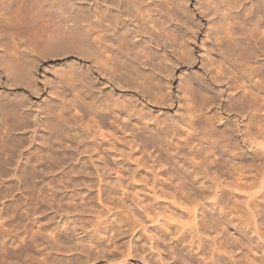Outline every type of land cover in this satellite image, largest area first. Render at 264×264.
<instances>
[{
    "label": "bare ground",
    "instance_id": "1",
    "mask_svg": "<svg viewBox=\"0 0 264 264\" xmlns=\"http://www.w3.org/2000/svg\"><path fill=\"white\" fill-rule=\"evenodd\" d=\"M23 1L27 2V0ZM63 1L65 0H38L43 8L56 10L52 13L47 10V12L41 13L42 15L40 12L35 14L36 18L42 16L52 23L53 30L51 31L56 33V37L45 39L40 44L30 43V45L22 39L19 43L21 50L19 56L22 60L18 68L9 62L11 59L9 55L14 53L11 51L12 48L7 50V53L10 52L9 54L3 55L5 46L0 44L4 46L1 50L2 54H0V61H2L0 65L5 67L6 73L12 79L18 77L19 81L22 80L26 83L29 78V82H31L32 71L28 65V61L33 60L31 51L50 53L52 49L66 45L68 41L69 44L73 41L71 43H74L76 49L80 51L78 54L94 64L90 69H93L91 74L99 73L103 82L100 83L95 77H92L89 70L85 76L81 66H78L77 69L74 68L75 76L72 78L74 89L77 92L74 95L75 100H73L74 112L70 117L67 118L65 113L73 104L71 106L65 100L64 104L54 103L45 109L44 117L41 118L44 131L41 135L39 133L36 136L39 138L36 140L37 144L34 145L36 147H33L34 150L32 148L33 151L25 152L26 154L23 152L21 162L17 160L18 158L15 159V150L7 158L4 156L5 153L2 154L6 149L0 150V154L5 158L4 161L2 159V163L0 162L1 186L6 181H11L9 185L5 186L4 184L5 187H8H4L6 190L10 188V194L4 191L7 195L5 194L6 196L3 197L7 201L3 202V207L0 208V264L16 263L14 259L13 262H10L5 257V253L7 257H15L14 254L17 252L6 247L9 243L11 247L16 244L18 248L19 246L21 248L23 245L26 250L34 251V254L25 252L27 253L26 256H23L25 264H45L46 260L53 256L50 250L67 249L66 245H62L64 240L62 238L70 235V227L67 228L64 225L65 222L54 225L55 223L52 221L55 217L47 213L49 209L58 211V207H63L57 198L58 187H60L58 171L61 167H66L76 176L90 174L91 170L92 174L95 173L97 176L98 195L104 198L111 195L117 196L123 192L126 174L135 180L142 176L141 168L127 162L123 153L116 148L115 142L117 143V139L120 137L118 134L121 137L123 134L124 138H128L131 147L140 145L142 148L143 144L139 143L140 140H148V143L152 141L153 146H157L161 141L158 131L165 129L158 119L153 120L154 117L150 112L143 113V109H138V101H141V98H145L149 103L166 100L162 89V79L165 80L170 76L172 67L166 60L165 50L160 52L158 49L162 46L171 48L174 41L180 39L176 34L174 35L177 32L175 27L179 25L178 23L187 25L184 18H180L184 15L182 13H186L182 0H91L92 5H88L87 10L77 7L78 10L74 14L73 11L68 13L64 10L58 11ZM252 1L205 0L203 5L204 10L208 11V15L212 17L214 38L211 40V48L206 47L208 42L202 43L205 51L202 61L207 62L209 70L219 81L229 80L230 96L225 108L227 112L231 113L229 117L233 119V124L224 123L223 126L221 125L224 129L219 131L220 133L214 130L212 118L206 117L202 112L204 110L200 107L197 108L198 106L194 104L196 102L193 103V97H191L193 92L207 90L206 92L209 94L212 90H208L210 88L206 87L207 84L200 76L189 75L191 77H188L185 82L187 91L185 112L180 120L174 122L170 134L171 138L180 139L181 142L187 144V153L194 166L191 172H200L203 179L209 178L212 183V190L206 195V198H211L219 213L234 222L239 233L248 235V242L252 246L249 245L250 248L261 252L259 255H255V253L254 256L252 255L253 258H249L251 260L245 262L243 260V256H245L242 250L243 244H240L242 249L237 245L236 250H232V248L228 250L221 246L223 243H220L221 245L218 246L223 249L220 248L221 253H217L216 249V253L211 251L215 264H256L258 261L259 264H264V0ZM0 2L4 8H10L13 4H17L18 0L17 2L15 0H0ZM39 9L38 11H40ZM241 12L244 14L240 15ZM185 15L187 16V14ZM186 16L185 19L188 17ZM244 16L250 21H254L255 18L254 25L263 30H259V33L255 26L253 27L256 28L255 31L249 34L247 31L245 33L243 31V34L240 33L241 30L238 27L237 30L240 31H237L236 23L241 25L242 19L239 18ZM236 19L241 21L238 22ZM172 23L175 24L173 30L176 32L174 33L170 30ZM251 23L253 25V22ZM226 32L232 34V37L229 35L228 39L224 37ZM1 43L7 45V43ZM19 51L17 50L18 53ZM25 58L26 61L23 62ZM26 76L28 78L25 80ZM105 83H107L106 86H104ZM206 99V102L209 99L207 105L212 107L215 101L214 97L207 95ZM8 108L15 115L22 116L24 114L23 108L19 105H10ZM84 113L89 114L90 118L91 114H94V118L96 115L98 121L89 122V119L88 122H84ZM102 126H111L113 130H106V132L102 130ZM0 141L3 142L2 139ZM1 147L2 143L0 149ZM134 150L136 149L134 148ZM155 159L158 160V156ZM110 162L115 167H112ZM15 164L16 166H14ZM12 165L13 168H10ZM29 168L34 171H32L34 176L30 177L35 180L32 179L35 184L33 186L37 187V193H34V197L32 195L33 198L24 194L25 197L22 200L11 193L22 189V194L25 190H30V188L27 189L30 182L26 183L25 174ZM11 170L14 172L13 174H11ZM10 174L13 177L5 178ZM90 176L92 175L90 174ZM74 181H70L71 184ZM141 182L143 183V181ZM76 183L78 182L76 181ZM97 183L93 185L97 186ZM45 187L50 190L49 195L46 194ZM136 187L138 188V186ZM35 188L33 187V189ZM150 189H153V195L150 194V196L157 195L158 189L154 190L152 186ZM0 191L2 192L1 188ZM33 191L30 190V192ZM139 194L141 196V193ZM150 196L148 195V197ZM73 197L75 200V196ZM153 197L150 198L153 199ZM74 200L67 202L73 203ZM80 200L85 202L83 199ZM153 200L156 203V199ZM82 205L85 204L82 203ZM70 207H74V205ZM188 210L192 216L189 221L196 223L197 210L194 207ZM54 214L57 215L56 212ZM163 220L168 221V219ZM191 222L190 224H192ZM74 230L76 229H72V232L77 233ZM18 242L21 244H17ZM230 245L232 246V244ZM81 246L83 251L91 250L87 248L90 247L89 245ZM70 248L72 249V247H68L69 251Z\"/></svg>",
    "mask_w": 264,
    "mask_h": 264
},
{
    "label": "rangeland",
    "instance_id": "2",
    "mask_svg": "<svg viewBox=\"0 0 264 264\" xmlns=\"http://www.w3.org/2000/svg\"><path fill=\"white\" fill-rule=\"evenodd\" d=\"M15 1L17 2V0ZM204 1L205 0H182L186 13H182L184 15H182V17L180 16V18H184L183 20L187 22V25L183 23H178V25L176 23V25H178L177 28L174 26L175 24L172 23L173 25L170 29L172 33L177 30L178 33L176 32L174 35L176 34L181 40L174 41L171 48H164V46H162L158 49L160 52H164L165 50L166 60L172 67L170 76L165 78V80L162 79V89L165 93L166 100L164 102L158 101L149 103L145 98H141V101H138V109H143V113L150 112L152 117H154L153 120L158 119V121L162 123V126H164V130L158 131L161 137L160 143L157 146H153L152 141L148 143V140H140L139 143L143 144L142 148L139 145L134 147L136 149L134 150L131 144H129L131 142H128V138H124L123 134L122 137L118 134L120 137L117 139V143L115 142V144H117L115 145L116 148L123 153V157L126 161L141 168L142 176H139L138 180L137 178L135 180L133 177H130L129 174H126V176H124L126 184L123 192L117 194V196L111 195L108 198H104L98 195L97 176L95 173V175L92 174L91 170L89 172L92 176L85 173L86 175L83 174L82 177L71 173L64 166L61 167L58 171L60 187H58L59 191L57 198L59 199L58 201L63 204V207H58V211L49 209L47 213L55 217H52L54 218L52 221V223H55L54 225L65 222L64 225L67 228L70 227L71 233L69 236L66 235L67 237L62 238L64 240L63 244L62 242L61 244L63 246L66 245L65 247H67V249L65 248V250L62 248L65 251L62 249L50 250L53 256H50L45 264L49 262L50 264H215L214 258L211 256L212 252L221 253V246L224 249L226 247L228 250L231 248L232 250H236L238 248L237 245L240 247V244H243V249L242 247H240V249L245 253V256H243L245 262L246 260H251L249 258H253L255 253V255L261 253L257 251V254L253 248H250L252 246L250 242H248V235L241 232L239 233L234 222H231L229 218L219 213L217 206L211 198H206V195L212 190V183L209 178L203 179V175L200 172H191L194 166L187 153V144L181 142L180 139L178 140L170 137L174 122L180 120L183 117L182 114L185 112V96H187L185 82L188 77L191 76H200V78L205 81V84H207L206 87L210 88L208 90H212L209 94L206 92L207 90H203L206 94H204L203 91H201L202 93L196 91V93H192L193 95L191 97H193V103L196 102L194 104L198 106L197 108L200 107L204 110L202 112L206 117L212 118L214 130L220 133L219 131L224 129V127H222L224 123L233 124V119L229 117L231 113L227 112L225 108L227 99L230 96L229 80L219 81L213 72L211 73L209 70L207 62L202 61L203 55H205L202 43L204 41L208 42L206 47L211 48V40L214 38L212 17L208 15V11L204 10ZM63 3L58 11L64 10L67 13L73 11V14L77 12V7L87 10L88 5H92L91 0H65ZM38 4V0H27V2L18 0L17 4H13V6L10 8L8 7V9L4 8L0 2V41L7 43L6 45L0 42L1 45L5 46L0 45V54H9L10 52L7 53V50L12 48L13 50L11 49V51L14 53L11 54L12 56L9 55L11 57L9 62L15 68L19 67V63L22 60L19 56L21 52L19 43H21L22 39L26 40L30 45V43L40 44L44 42L45 39L56 37V33L51 31L53 30L52 23L45 17H35V14L38 12L42 15L41 13L47 12V10L52 13L55 12L56 9L43 8L41 6L42 4ZM38 9L40 11H38ZM242 13L244 14V12H241L240 15ZM185 14H187L188 17ZM185 16L187 17L186 19ZM245 18L246 16L239 18L242 19V21L236 19L238 22L241 21V25L236 23V30L238 27L241 30L238 29L240 33L243 31L244 33L247 31V34L254 32V29L257 28V25H254L256 15L254 21ZM251 22H253L254 26L251 25ZM255 26L256 28H253ZM174 27L176 30H173ZM260 28L261 27L256 30L262 31L263 29ZM226 33L227 36L224 35V37H227V39L232 37V34ZM181 41L182 43H180ZM71 42L69 44L68 41L66 45L52 49L54 51L51 50V54L45 51V54L41 51H31L30 54L33 60L30 58L31 61H28V65L32 71V77H30V79H32L31 82H29L28 76L25 78V80L28 78V82L26 81V83L22 80L19 81L18 77L12 79L11 76L6 73L5 67L0 65V140L2 139L4 144L8 147L7 148L3 142L0 141V146L2 143L0 150L6 149L3 150L5 152L2 153L3 155L5 153V158L13 154L15 150V159L18 158L17 160L21 162L25 152L30 153L34 150L36 147L34 145L37 144L36 140L39 138L36 136H38L39 133L41 135L44 131L41 118L44 117V110L49 106H52L54 103L64 104L66 102L69 105L71 104V106L73 104V108L70 107L65 113L66 117H70L74 112L73 100H75L74 95L77 92L73 85V78L75 76L74 71L78 66H81L82 72H85H83L84 75L88 70L91 74L93 69H90L94 64L87 58L78 54L80 51L77 50L75 44ZM15 44L17 47L14 46ZM2 47H4V50ZM15 47L18 51L20 50L19 53L15 50ZM23 60V62H25L26 58ZM0 64H2V61H0ZM91 76L95 77L100 83L103 82L99 73H92ZM106 84L107 83H105L104 86H106ZM207 95L214 97L215 101L212 107L207 105V102H209V99L206 102ZM86 99L88 100V98ZM10 105L21 106L24 110V114L18 116L11 113L8 108ZM221 117L224 119L219 120ZM88 120L89 122H93L92 120L98 121L96 115L94 118V114H91L90 118L89 114L84 113V122H88ZM229 124L228 126H230ZM102 130L112 131L113 129L111 126H102ZM157 156L158 160L155 159ZM0 157V162L2 163L5 158L1 154ZM14 166H16V164ZM111 166L115 167L112 163ZM10 168H13V165ZM27 171L28 172L25 173L27 177L26 183L30 182V187L27 185V189L29 190L30 188V190L34 191L30 192V190H25L26 193L28 192L27 195L25 192L21 194L22 189L15 190L14 193H11L12 195H17V197L22 200L25 196L33 198L34 193H37V187L35 188V186H33L35 185L33 184L35 180L33 177H30L34 176V171L30 168ZM13 173L14 172L11 170V174ZM11 174L10 176H5V178L13 177ZM32 179L34 181H32ZM144 179L147 185L144 183ZM69 180H73L74 183L71 184L72 182ZM140 180L143 181V183ZM76 181L78 183H76ZM94 181H96L95 183H97V186L93 185L95 184ZM136 181L140 184L138 182L136 183ZM9 183L11 184V181H6L4 184L6 186L7 184L9 185ZM62 183L66 184H63V186ZM133 183L138 186V188ZM4 184L1 186L2 184L0 183V188L2 190V192L0 191V208L3 207V202L7 201V199L3 197L7 195L5 192L8 193L10 189L6 190L5 188L8 187H5ZM149 185L150 187L152 186L154 190L158 189V197L161 195L159 199H157L158 197L156 194L154 195V197L156 196L155 198L152 196L153 189H150ZM32 186L35 189H33ZM45 189L46 194L49 195L50 190L47 187H45ZM139 193H141V196ZM83 194L84 196H82ZM150 194L152 195L150 196ZM148 195L156 199V203L152 198L148 197ZM73 196H75V200ZM171 196H175V198ZM139 197L141 198L139 199ZM67 199L71 201L74 200L73 203L75 204L69 201L70 205H68L69 202H67ZM80 199H83L85 202H82ZM82 203L85 205H82ZM72 205L78 208L75 209L74 207H70ZM193 207L198 213L196 223L189 221L192 216L191 213L189 214L190 211L188 209H193ZM181 208L184 209L182 210ZM55 212L57 215L54 214ZM163 219H168V221H164ZM190 222L192 224H190ZM72 223L74 226H71ZM189 227H191L193 231H191L192 229ZM72 229H76L74 231L77 233L72 232ZM193 233L195 234L193 235ZM220 243L223 244L221 245ZM17 244L21 243L18 242ZM230 244H232V246ZM14 245L12 247L10 243L6 245V247H10L17 251L15 252L16 254H14L15 257H7L5 253L7 261L10 260V262H13L14 259V262H16L15 264H25L23 261L25 257L23 256H26L27 253L31 254L32 252L34 254V251L26 250L23 245L21 248L20 246L18 248L16 244ZM80 245H82L81 247H83V245H89L90 247L87 248L91 250L85 249V251H83ZM69 246L72 247L70 251L68 250ZM256 264H259V261Z\"/></svg>",
    "mask_w": 264,
    "mask_h": 264
}]
</instances>
